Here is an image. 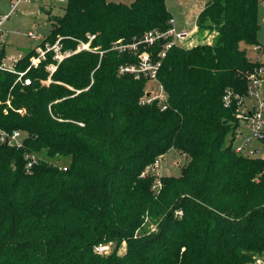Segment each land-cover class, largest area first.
<instances>
[{
  "label": "trees",
  "instance_id": "obj_1",
  "mask_svg": "<svg viewBox=\"0 0 264 264\" xmlns=\"http://www.w3.org/2000/svg\"><path fill=\"white\" fill-rule=\"evenodd\" d=\"M202 2L196 27L214 40L175 44L159 56L163 99L144 101L149 77L120 71L139 57L115 43L171 28L166 0H66L44 41L61 36L65 49H75L94 34L98 51L64 59L53 74L62 84L40 83L52 52L29 71L32 85L14 84L16 75L0 70V126L28 133L20 147L0 145V264H253L264 257V157L233 146L239 98L258 64L241 44H260L261 0ZM166 42L151 45L155 55ZM34 53L17 68L25 70ZM172 149L189 158L179 176H142ZM148 220L155 228L140 233ZM123 242V253L96 249Z\"/></svg>",
  "mask_w": 264,
  "mask_h": 264
},
{
  "label": "built area",
  "instance_id": "obj_2",
  "mask_svg": "<svg viewBox=\"0 0 264 264\" xmlns=\"http://www.w3.org/2000/svg\"><path fill=\"white\" fill-rule=\"evenodd\" d=\"M28 0H9V6L10 9L5 14H0V39L3 36V26L6 23L8 19L11 18L12 15L16 14L19 10V6L22 2H27ZM66 1V0H65ZM261 3L264 6V0H261ZM172 24H174V19L170 21ZM29 35H31L34 39H41L42 37L39 35H35L34 33L30 32ZM96 37L94 34H89L88 41H82L80 40L77 44V47L75 49L72 48H64V45L62 43V37H58V39L51 43L50 41H44L43 39L42 43L38 45L33 50L35 51L34 54H32L29 58V65L25 70H19L17 68V65L19 61L24 57V55H20L18 58L13 57L11 58L10 62H6V48L3 46L0 50V53L3 51L5 52V57L0 58V70L7 71L10 73H13L16 75L15 83L14 84H20L21 86H29L33 84V78L28 75L29 71L33 68H38L43 61L48 60L49 54L52 52V61H50L46 65V70L49 73L48 77L46 79H41L40 83L41 85H48L52 82L59 83L58 81H55L53 79V74L57 71L59 65L61 62L78 53L81 51H98L99 47L92 48L91 43L93 39ZM164 38L167 39V42L165 43L163 47V51L160 54L161 57H164L166 55V52L168 49H170L175 44H181V40L189 39L190 34L187 30L185 31H178L176 27L173 25L171 28H169L165 32H161L159 30H152L145 34L144 41L149 43V45L154 44L158 39ZM192 43V42H191ZM182 45V44H181ZM115 48L119 50L120 52L130 51L136 53L138 52V43L134 40L133 43L129 44L128 46H125L123 44V41L119 40L115 43ZM254 51L257 54V66L254 68L253 71H250L247 74L248 79V89L247 93L244 98H251L254 100L253 104L247 107L245 105L244 98H239V114L238 117L241 119V122L248 123L250 132H251V138L250 140H247L243 146H240L236 151L238 153H244L248 155H256L260 154L256 153V150L259 149L258 147L251 146V141L257 140L259 142H264V46L254 45L253 46ZM263 54L260 56V54ZM102 54V53H101ZM139 60L142 61V65L137 64H124L121 65L120 71L121 73H133L136 75H140L141 73H144L146 76H150L151 79L157 80L156 74L157 70L160 66V62L155 63L154 65L151 64V56L149 53L144 51L143 53H140L138 55ZM140 61V63H141ZM147 71H150L149 74ZM160 88L163 90L162 86L160 85ZM162 91H160L161 93ZM149 95L145 97L146 102H152L155 99H163L165 97V94L162 92L160 95L153 96L152 93H148ZM226 100H228V96L225 97ZM12 96L9 95L6 104L8 105V108H14L11 103ZM2 101L0 100V104ZM246 106V109H243V106ZM8 108L4 109L5 113H8ZM17 112L24 114L26 113L25 108L16 109ZM28 136V133L22 130H13L9 131L0 126V145H9V146H22L23 140ZM36 157L33 156V160L28 164V166H32L33 162L36 161ZM161 162V158L157 159L156 162L148 167L145 172H143L142 176H145L147 173L152 172L154 174L158 175L157 167L159 166ZM64 169H67L66 167ZM160 181L157 180V184L154 186H159ZM179 214H182V211L178 212ZM109 248L108 244H100L96 247V249L99 252H108L106 251ZM258 263H262L263 261L261 259L257 260ZM264 263V262H263Z\"/></svg>",
  "mask_w": 264,
  "mask_h": 264
},
{
  "label": "rangeland",
  "instance_id": "obj_3",
  "mask_svg": "<svg viewBox=\"0 0 264 264\" xmlns=\"http://www.w3.org/2000/svg\"><path fill=\"white\" fill-rule=\"evenodd\" d=\"M113 2H122L130 4L134 0H110ZM202 0H166L167 8L171 12L175 23L173 24L178 31L187 30L190 34L189 39L181 40L183 46L189 47L191 45L197 44L198 42L208 41L212 42L214 40V35L205 31L204 33L198 32L196 27V18L201 8ZM9 0H0V14H5L9 11ZM66 1L65 0H28L27 2H22L19 6V10L16 14L12 15L10 19L6 21L3 26L4 32L3 36L0 39V50L3 46L6 48V62H10L11 58H18L20 55H24L30 50H33L38 45H40L43 39L51 33L52 25L56 18L62 17L65 13ZM50 13V14H49ZM259 31H258V40L261 45L264 46V6L260 3L259 6ZM32 32L35 35H39L41 39H34L29 35ZM163 32V31H161ZM145 34L138 37L135 40L138 43V54L130 51L131 55L138 56L140 53L146 51L151 56V64L159 62V56L162 53L154 54V46L149 45V43L144 41ZM132 41H124L123 44L128 46L133 43ZM192 42V43H191ZM153 45V44H152ZM241 46L246 47L249 57L253 61L257 60V54L253 49V46L246 45L244 43ZM263 55L262 53L260 56ZM138 61L137 65H142V61ZM150 71H147L149 74ZM150 75V74H149ZM146 85V91L152 93L153 96L161 95L164 90L160 88V85L157 80L151 79L150 76ZM59 82V81H58ZM56 83V82H52ZM62 84L61 82H59ZM73 89L71 86H67ZM79 91V90H78ZM160 91H162L160 93ZM245 105L249 107L253 104L254 100L251 98H244ZM243 106V109H246V106ZM251 132L248 123L242 122L237 130L236 137L233 142L235 149H238L240 146H243L247 140H250ZM230 139V137H229ZM251 146L258 147L261 149L260 155L264 157V143L257 140L251 141ZM45 155V153H43ZM189 158L176 150L172 149L167 152L164 157L161 158V162L157 167L158 176L161 175H175L179 176L182 172L183 167L188 163ZM69 158H63L61 164L68 163ZM155 225L152 221H147V226L144 227L141 232L146 230H153ZM109 248L106 250L107 253H123L126 248V242L121 244L117 243H108ZM256 261L253 264H264V257H256ZM261 259L263 262L258 263L257 260Z\"/></svg>",
  "mask_w": 264,
  "mask_h": 264
},
{
  "label": "crops",
  "instance_id": "obj_4",
  "mask_svg": "<svg viewBox=\"0 0 264 264\" xmlns=\"http://www.w3.org/2000/svg\"><path fill=\"white\" fill-rule=\"evenodd\" d=\"M123 2V1H122ZM202 2V1H201ZM203 2L200 4L201 5V8H202V6H203ZM201 8H200V10H201ZM200 12V11H199ZM174 19V18H173ZM174 22H175V20H174ZM175 26H176V24H175ZM180 31H182V30H180Z\"/></svg>",
  "mask_w": 264,
  "mask_h": 264
},
{
  "label": "water",
  "instance_id": "obj_5",
  "mask_svg": "<svg viewBox=\"0 0 264 264\" xmlns=\"http://www.w3.org/2000/svg\"><path fill=\"white\" fill-rule=\"evenodd\" d=\"M49 14H50V13H49ZM259 152H260V149H257V150H256V153H259Z\"/></svg>",
  "mask_w": 264,
  "mask_h": 264
}]
</instances>
